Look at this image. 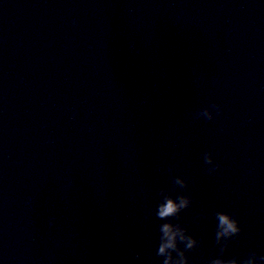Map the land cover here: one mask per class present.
Returning <instances> with one entry per match:
<instances>
[{
	"label": "water",
	"instance_id": "water-1",
	"mask_svg": "<svg viewBox=\"0 0 264 264\" xmlns=\"http://www.w3.org/2000/svg\"><path fill=\"white\" fill-rule=\"evenodd\" d=\"M159 189L192 197L190 264L216 211L225 258L264 254V2L0 0L2 264H161Z\"/></svg>",
	"mask_w": 264,
	"mask_h": 264
},
{
	"label": "clouds",
	"instance_id": "clouds-1",
	"mask_svg": "<svg viewBox=\"0 0 264 264\" xmlns=\"http://www.w3.org/2000/svg\"><path fill=\"white\" fill-rule=\"evenodd\" d=\"M264 2V0H262ZM222 106L218 103H212L208 107H202L189 115L194 120L211 121L216 114L222 112ZM223 131V129H221ZM203 160L208 165L207 171L213 174L219 168V164L214 161L213 154L208 151L203 154ZM169 172H173L169 169ZM172 183L180 189H187L188 182L183 176L172 174ZM157 202L152 209V214L160 221H164L158 225V245L156 247V255L161 257V264H190L187 252L194 250L200 241L189 233L188 229L179 222H173L175 218L179 220L182 210L187 209L192 204V197L187 193H178L173 196L166 194L163 189H159L156 193ZM202 215H207L206 213ZM216 223L214 230L215 244L219 249V254L210 258L207 264H264V254L255 250L243 257L225 258V252L229 243L239 237L243 231L240 221L235 215L226 211H216L214 213ZM56 224L55 216L48 220V227L54 228ZM183 245V247H181ZM2 264V261H0Z\"/></svg>",
	"mask_w": 264,
	"mask_h": 264
}]
</instances>
